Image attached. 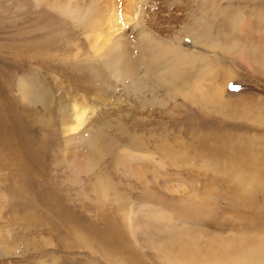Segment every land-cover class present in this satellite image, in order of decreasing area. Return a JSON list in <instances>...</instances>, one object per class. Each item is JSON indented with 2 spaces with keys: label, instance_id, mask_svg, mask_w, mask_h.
Instances as JSON below:
<instances>
[{
  "label": "rangeland",
  "instance_id": "rangeland-1",
  "mask_svg": "<svg viewBox=\"0 0 264 264\" xmlns=\"http://www.w3.org/2000/svg\"><path fill=\"white\" fill-rule=\"evenodd\" d=\"M132 1L0 0V264H194L190 239L206 248L238 234L230 220L264 216L261 183L247 205L233 184L264 175L251 165L264 163V0ZM180 80L210 91L200 102ZM215 148L248 171H222Z\"/></svg>",
  "mask_w": 264,
  "mask_h": 264
},
{
  "label": "bare ground",
  "instance_id": "bare-ground-1",
  "mask_svg": "<svg viewBox=\"0 0 264 264\" xmlns=\"http://www.w3.org/2000/svg\"><path fill=\"white\" fill-rule=\"evenodd\" d=\"M128 1L130 3V0H128ZM133 1L135 2L136 0H133ZM136 3L134 5L130 3L128 5H129V7H131V5H133V7H131V8H134L136 6ZM113 7H114V9H113L112 15L110 16L109 21L107 22L108 33H111L110 31H113V33H115V32H118L120 30V28H119L120 22L118 21L117 8H116V5L114 2H113ZM262 17H263V15H262ZM115 46H116V44H113V48L111 49V53H110V50H108V53H110V58H111L110 59L111 70L113 72L116 71L118 73L119 71L123 70V65H125L124 61H126V60L122 61V59L124 58L123 53H125V51L123 53L119 52L118 50H116ZM262 51H263L262 53H264V50H262ZM259 54H261L260 51H259ZM165 55L160 54L158 56H160L162 59H164V58H166ZM186 58H188L186 65L187 64L189 65V63L198 59L197 57H195V55H193V56L191 55L190 57L187 55ZM154 72L158 74L156 68H155ZM184 72H185L184 68L183 69H175L172 76H170V77H173L174 80L173 79H171V80H173L174 83H176L177 77L183 79V77L185 75ZM184 80H188V79L184 78ZM180 83H181V85L179 84L180 88L184 86L188 93H189V89H190V91L192 92V94L194 96V99L198 100L200 102L204 101L207 92L210 91L209 85L203 87V85H201V83H199V81H196V83L194 85H190V84L186 83V81H183V80H180ZM37 85L38 84H36L35 79H33L32 82H29V81L23 79L22 83H21V87H22V90L24 91L25 96L28 94L30 99H32L33 101H36V103L37 102L40 103L39 109H44L47 112L48 110H50V92L48 91V89L46 87H44V86L40 87ZM82 87H84V86H82ZM215 91H216V89L215 90L213 89L212 93H211L213 99H215L217 96V93ZM209 97H210V95H209ZM60 112L63 113L62 114L63 119L65 117L64 120H66L67 119L66 113H69L68 109L66 107H62ZM36 119H37V121H40L41 117H38V118L36 117ZM13 138H14V136L12 137L8 134L7 139L10 141V148L15 149V146H14L15 142H14ZM21 139H24V137H22ZM26 140H28V139L26 138ZM7 144H8V142H7ZM27 145H30V142H26L25 146H27ZM27 147H29V146H27ZM27 147H26V149H27ZM18 149H17V151H18ZM241 150L243 151V149H241ZM246 150H247V148L244 151H246ZM260 151H261V153H264V147ZM213 153H214V157L217 158L216 163L218 165V168L220 167L222 169V171L226 167H228V168H226L227 171H232L231 169L233 168L234 171L239 170V171H245L246 172V170L248 169V168H246V164H244V163L237 164V163L233 162L232 167L230 165H227V164H229L228 160H225V161H222V160H223V157L227 156L228 154L223 152V151H219L215 148V152H213ZM245 154L251 155L250 149H249V151L243 153V155H245ZM252 155H254V153H252ZM219 157L221 160L218 159ZM255 160L256 159L254 158L252 160V164H251L252 166H253V164H255V166H256L255 170L264 169V163L261 160H260V162H255ZM221 162H224V164H226V165L222 166ZM238 175H239V173H238ZM236 180L233 183L234 189H236L239 192L243 203H245L246 205H247V203L248 204L252 203V199H253L252 194L254 191L259 190V189H257V187L258 186L260 187V183L262 185L261 186L262 190H264V182H263L264 181V175L263 174H262V176L257 175L255 177L254 176H247V175H242V176L239 175V179L236 178ZM247 182H248V185L250 183L249 186L247 185ZM98 184H103V183H98ZM251 184H252V186H251ZM244 186L246 188H243ZM204 202H207V201L205 200ZM188 204H189V202H188ZM202 204L204 206H202L199 210H197L196 207L193 208L187 216H191L192 218H194L195 216L203 218L204 214H206L208 211V207H207V205H205V203L202 202ZM191 208L192 207L189 206V209H191ZM254 216H255V218L250 217V216H246L245 218H240V220H239L240 222H238L236 219H233V220H230L229 223H226L228 226H230L229 228L231 231L232 230L239 231L238 234L241 238L238 237L237 236L238 234H235V233L232 235L221 236L218 238V240L213 239L212 243L206 248H201V247L197 248L196 240L190 239L185 245H183V247L181 248L182 249L181 251L185 254V257L189 258L191 260V262L194 264H196V263L197 264H199V263L200 264L201 263L202 264H209V263L226 264V262L231 263L232 260H234V262L232 264H241L240 261H243V260L248 262V264H264V258L262 259V261L260 258H256L259 256V254L264 255V244L262 241H260V243H259V241H257L258 238H256V236L261 235V233L264 234V216L258 215V214L254 215ZM250 225L253 226L254 229L257 228L258 233H256V235L254 234V232L256 230L254 231V229H253L254 232L252 230L249 231V229L252 228ZM252 233H253V236L249 235ZM251 237H252V239H249ZM254 257H255V259H252ZM236 260H238V261H236Z\"/></svg>",
  "mask_w": 264,
  "mask_h": 264
}]
</instances>
